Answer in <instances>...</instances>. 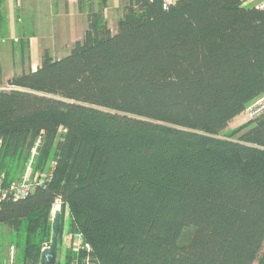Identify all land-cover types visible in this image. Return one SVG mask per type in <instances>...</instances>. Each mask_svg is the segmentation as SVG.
<instances>
[{"label":"trees","instance_id":"obj_1","mask_svg":"<svg viewBox=\"0 0 264 264\" xmlns=\"http://www.w3.org/2000/svg\"><path fill=\"white\" fill-rule=\"evenodd\" d=\"M86 1L68 54L46 48L9 88L0 64V181L20 180L34 147L31 179L47 170L0 203L19 261L45 264L59 203L55 264H264V109L225 133L264 97V9L127 0L112 30Z\"/></svg>","mask_w":264,"mask_h":264},{"label":"rangeland","instance_id":"obj_2","mask_svg":"<svg viewBox=\"0 0 264 264\" xmlns=\"http://www.w3.org/2000/svg\"><path fill=\"white\" fill-rule=\"evenodd\" d=\"M20 0V13H17V0H2L1 8L5 16L4 27L0 35V64L2 65L3 74L2 80L4 81L3 87L9 88L7 81L15 74L30 68L36 69L41 63L44 50L50 49L52 56L60 58L69 52L64 49L68 44H74L72 38L67 39L64 35L62 42L55 44L54 39H57V30H54V22L59 20L57 13L65 12V0ZM99 2V1H98ZM118 7V0H114ZM100 4V3H99ZM101 5V4H100ZM99 5V6H100ZM251 6V5H250ZM88 7V6H87ZM74 8V7H73ZM77 8V6H76ZM78 10V9H77ZM79 11V10H78ZM119 12L111 10V16L108 19L111 25L114 24ZM73 17L82 16L75 14ZM106 19V20H108ZM116 30V25L114 26ZM55 34V35H54ZM65 40V41H64ZM63 44V46H60ZM62 47V49H61ZM248 109L238 117H236L225 130L229 133L232 129L245 123L250 119ZM37 147H34L29 159L23 176L20 180L25 178H32L34 171V161L37 157ZM47 170L39 175L41 178ZM56 209H61V205L56 204L52 213L51 221L54 223V213ZM71 221V214L66 211L63 215L62 223H64V231L62 233V240L58 246L57 258L61 261L64 259L65 251L69 244V225ZM15 233H12L8 226H3L0 232V264H8V253L11 245L17 247ZM20 242V239H19ZM51 245V240L44 243L43 249ZM78 245L76 244V247ZM18 257L21 250L17 247ZM22 256V255H21Z\"/></svg>","mask_w":264,"mask_h":264},{"label":"crops","instance_id":"obj_3","mask_svg":"<svg viewBox=\"0 0 264 264\" xmlns=\"http://www.w3.org/2000/svg\"><path fill=\"white\" fill-rule=\"evenodd\" d=\"M83 1H84V6H81V3L79 2V0H65V3H66L65 12L60 13L59 11L57 13L59 20L58 21L56 20L54 22V30H57L56 33L58 36L57 39H54V42H56L55 44H58V42L59 43L62 42L64 35H67L66 36L67 39L72 38L73 39L72 41H76L78 39L83 38L86 27H87L88 7L86 5V2H89L86 0H83ZM90 1H92L93 9H95L96 11H100L101 14L104 15L106 19H108L109 16H111L112 9L115 11L117 9L119 13L117 14V18L114 24L111 25L112 22L109 21L110 19L107 20L112 30H115L114 26L115 25L117 26V21L122 14L123 6L126 4L127 0H118L119 1L118 7L116 6L114 0H90ZM166 1L175 2L176 0H166ZM263 1L264 0H249L246 2V4L258 6ZM58 2L59 1L57 0V3ZM17 5H18L17 13L19 14L21 11L20 0H17ZM75 14H77L78 16L79 15L82 16V19L80 20L79 17H73ZM3 27L4 25L0 29V33L2 32ZM60 46H63V44H60ZM71 48H72V44H68V47L67 46L64 47V49L67 50L68 52L71 50Z\"/></svg>","mask_w":264,"mask_h":264},{"label":"built area","instance_id":"obj_4","mask_svg":"<svg viewBox=\"0 0 264 264\" xmlns=\"http://www.w3.org/2000/svg\"><path fill=\"white\" fill-rule=\"evenodd\" d=\"M247 1L249 0H244L245 3ZM166 5L167 4H165V6ZM258 6L264 9V1L261 2ZM262 109H264V97L257 100L254 104H252L248 108L250 117L255 116ZM1 144H2V138L0 137V147ZM46 179H47V175H43L41 178L38 179L25 178L24 180L12 182L7 185H4L2 181H0V203L8 199L17 200L26 197L27 195H29L31 192L34 191L37 185L45 183ZM87 263L91 264V260L88 259ZM8 264H23L19 261L18 250L15 245H11L9 248Z\"/></svg>","mask_w":264,"mask_h":264},{"label":"water","instance_id":"obj_5","mask_svg":"<svg viewBox=\"0 0 264 264\" xmlns=\"http://www.w3.org/2000/svg\"><path fill=\"white\" fill-rule=\"evenodd\" d=\"M60 226H61V209H56L54 213L51 245L45 248L43 252L45 264H55V262L57 261Z\"/></svg>","mask_w":264,"mask_h":264}]
</instances>
